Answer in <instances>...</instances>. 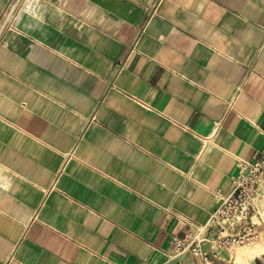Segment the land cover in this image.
Here are the masks:
<instances>
[{
    "label": "crops",
    "instance_id": "0c3cea01",
    "mask_svg": "<svg viewBox=\"0 0 264 264\" xmlns=\"http://www.w3.org/2000/svg\"><path fill=\"white\" fill-rule=\"evenodd\" d=\"M258 157L264 0H0V264H175Z\"/></svg>",
    "mask_w": 264,
    "mask_h": 264
},
{
    "label": "built area",
    "instance_id": "2783aa9c",
    "mask_svg": "<svg viewBox=\"0 0 264 264\" xmlns=\"http://www.w3.org/2000/svg\"><path fill=\"white\" fill-rule=\"evenodd\" d=\"M239 172L233 187L217 195V204L204 225L190 228L175 245L180 249L198 239V233L218 229L217 246L244 243L256 237L257 222L264 204V157L238 161ZM204 230V231H202ZM197 250L196 246L192 248Z\"/></svg>",
    "mask_w": 264,
    "mask_h": 264
},
{
    "label": "rangeland",
    "instance_id": "374dc122",
    "mask_svg": "<svg viewBox=\"0 0 264 264\" xmlns=\"http://www.w3.org/2000/svg\"><path fill=\"white\" fill-rule=\"evenodd\" d=\"M255 221L257 222L256 237L244 243L234 242L219 248L216 243L219 231L218 229H214L212 232L207 231L202 234L198 233V239L187 247L185 245L179 249L177 245H175V251L172 254L174 257L173 259H176L175 264H240L241 261H238L235 257H231L227 254V251L239 249L243 252H247L253 246L264 242V206L260 216L255 217ZM195 246L197 250L192 249Z\"/></svg>",
    "mask_w": 264,
    "mask_h": 264
},
{
    "label": "bare ground",
    "instance_id": "6f19581e",
    "mask_svg": "<svg viewBox=\"0 0 264 264\" xmlns=\"http://www.w3.org/2000/svg\"><path fill=\"white\" fill-rule=\"evenodd\" d=\"M264 251V242L259 243L256 246H253L249 251L243 252L239 249L228 250L227 254L231 257H235L238 261L240 260V264L248 263L254 256L262 253Z\"/></svg>",
    "mask_w": 264,
    "mask_h": 264
},
{
    "label": "trees",
    "instance_id": "16d2710c",
    "mask_svg": "<svg viewBox=\"0 0 264 264\" xmlns=\"http://www.w3.org/2000/svg\"><path fill=\"white\" fill-rule=\"evenodd\" d=\"M258 263V262H257Z\"/></svg>",
    "mask_w": 264,
    "mask_h": 264
}]
</instances>
